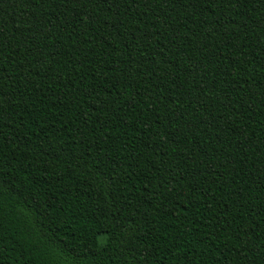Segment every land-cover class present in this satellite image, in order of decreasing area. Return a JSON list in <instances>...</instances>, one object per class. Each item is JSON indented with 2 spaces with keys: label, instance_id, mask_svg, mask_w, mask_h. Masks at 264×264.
Here are the masks:
<instances>
[{
  "label": "trees",
  "instance_id": "16d2710c",
  "mask_svg": "<svg viewBox=\"0 0 264 264\" xmlns=\"http://www.w3.org/2000/svg\"><path fill=\"white\" fill-rule=\"evenodd\" d=\"M0 264H264V0H0Z\"/></svg>",
  "mask_w": 264,
  "mask_h": 264
}]
</instances>
